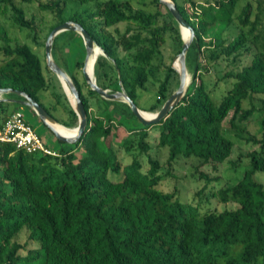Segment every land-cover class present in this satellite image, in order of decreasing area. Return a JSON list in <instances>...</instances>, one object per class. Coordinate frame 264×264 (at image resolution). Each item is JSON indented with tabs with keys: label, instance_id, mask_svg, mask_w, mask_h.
Wrapping results in <instances>:
<instances>
[{
	"label": "trees",
	"instance_id": "1",
	"mask_svg": "<svg viewBox=\"0 0 264 264\" xmlns=\"http://www.w3.org/2000/svg\"><path fill=\"white\" fill-rule=\"evenodd\" d=\"M71 1L39 3L53 16L42 34L22 5L0 0V13L32 43L12 36L0 23V87L27 92L58 122L76 126L77 113L44 53L49 31L72 19L104 50L93 66L96 83L117 90L120 78L139 107L157 111L174 90V78L178 84L176 70L162 59L167 36L176 44L175 54L182 42L167 6L160 0ZM174 1L194 29L185 56L192 79L181 101L156 123H143L125 101L90 88L82 73L80 33L67 29L55 35L52 56L79 90L87 124L76 141L60 140L57 154L0 142V264H264V183L254 177L256 170L264 171V0H187L190 9ZM232 22L238 31L226 38L223 31ZM242 50L251 59L222 73L221 78L232 79L216 102L205 77L209 65L226 60L237 65ZM150 82L156 88L144 107L140 98ZM46 92L50 103L42 98ZM3 96L0 123L22 105L35 112L8 99L23 96L13 91ZM253 113L259 128L245 137L255 145L247 153L249 166L235 182L212 192L234 206L201 211L180 200L176 190L159 187L181 157L213 167L225 161L235 141L224 126L241 136L244 129L237 121ZM152 138L157 149L167 150L164 162L159 153L150 154ZM118 147L130 161H123ZM199 174L207 181L214 178ZM24 227L37 246L23 252L17 235Z\"/></svg>",
	"mask_w": 264,
	"mask_h": 264
},
{
	"label": "rangeland",
	"instance_id": "2",
	"mask_svg": "<svg viewBox=\"0 0 264 264\" xmlns=\"http://www.w3.org/2000/svg\"><path fill=\"white\" fill-rule=\"evenodd\" d=\"M16 3L22 5L26 11V16H34L35 22L39 27L43 28L42 34L45 33L49 27V24L53 21V16L49 11L43 10L40 8V2H47L49 0H14ZM181 3H184L186 7L190 9L189 1L187 0H178ZM69 5L73 4V1L68 0ZM93 2L90 1V5ZM133 3L136 4L137 0H133ZM80 6V5H78ZM164 10V8H162ZM0 23H4L9 33L12 36H16L21 40H26L32 44L28 39L25 38V32L19 30L12 25L11 20L7 17L6 14L0 13ZM120 28H123V23L119 24ZM238 31V26L236 23L232 22L224 31L223 36L226 38H231ZM176 44L171 40L169 36L166 37V41L162 45V59L165 62H173L176 60ZM43 60V54L40 53ZM251 53L245 50H242V53L238 57L237 65H232L227 60L221 61L220 64H217L216 67L209 65L210 70L205 74L207 78L208 85L212 88V95L216 102L219 100V94L227 86H229L232 78H221L222 73L227 69H237L247 63L251 59ZM54 73V72H53ZM192 76V73L189 72ZM54 75H56L54 73ZM57 76V75H56ZM192 79V77H191ZM191 81V80H190ZM149 89L145 92L140 98V105L147 106L148 102L153 99L154 90L156 85L153 83H148ZM172 88L175 89L176 78L173 79ZM254 105H258L259 102L257 99L253 100ZM243 105L245 107L249 106V101L247 99L243 100ZM20 109L23 111L27 120L31 123L32 127L39 134L44 144L51 149H57L61 145L60 139H58L53 132V130L47 126L42 119L38 116L36 112H33L28 106L22 105ZM154 112V111H153ZM152 113V111L148 112ZM258 115L253 113L247 119L242 121L238 120L237 123L243 127L244 130L239 131L240 135L236 134V129L226 127L227 134L234 139V145L231 154L228 158L217 164V167H213L211 163L199 164V160L195 158H185L181 157L174 162L173 167L170 172L167 173L159 183V187L163 190H176L177 197L180 200L191 202L196 204L201 211H204L208 208L222 209L223 207L234 206L233 203L220 202L215 196L212 195V192L216 190L220 185L231 184L235 182L243 173L245 168L249 166V156L248 152L255 147L251 141L245 139L246 136L255 133L259 128L257 125ZM225 125V123H224ZM152 136H156V131L151 130ZM118 139V138H117ZM120 156L124 162H128L131 159V156L121 148H117ZM159 153V158L162 162L166 160L167 150L165 148L157 149L155 145L154 138H152V149L150 154ZM145 158V157H144ZM146 158L144 159L143 169L148 167ZM165 167V166H164ZM166 168V167H165ZM199 171H204L208 173L209 176L213 177L210 181H207L204 177H200ZM216 177V178H215ZM254 177L264 183V171L256 170L254 172ZM17 239L25 244V248L22 249L24 252L26 248L37 246V242L28 237V230L24 227L22 231L17 235Z\"/></svg>",
	"mask_w": 264,
	"mask_h": 264
},
{
	"label": "water",
	"instance_id": "3",
	"mask_svg": "<svg viewBox=\"0 0 264 264\" xmlns=\"http://www.w3.org/2000/svg\"><path fill=\"white\" fill-rule=\"evenodd\" d=\"M160 1L167 6L174 19L177 21L182 42H181V49L175 56L178 64L177 65L174 64L175 61L171 62V66L176 70L178 75L177 87L170 93V95L165 99V101L157 111H154L149 115L146 114L149 111L139 107L134 102V100L125 91L120 78H119L120 88L117 90H110L108 88H103L96 83L93 66L97 54H94V49L97 47L100 53H104V50L101 48L100 45L96 43L94 38L90 35L88 30L82 26V24L72 19H67L56 24L49 31L44 41V53H45V62L47 66L57 75L62 85V88L69 99L71 106L77 113L78 116L77 125L73 127H68L58 122L56 118L52 114H50L37 100H35L31 95H29L27 92L23 90L12 87H0V93L13 91L23 96V98L21 99H17V98H9V99L31 106L34 109V111L38 114V116L42 119V121L53 130V132L55 133L58 139L69 143L76 141L80 136V134L85 129V126L87 124L86 111L82 99L80 97L79 90L77 89L70 75L53 58L51 52L52 43L55 35L60 31L72 29L80 33L83 39V43L85 46V56L82 65V73L86 83L90 86V88L97 91L99 95L102 97L125 101L126 103H128L134 114L143 123L148 124V123L158 122L160 119L168 115L170 109L174 107L176 104H178L185 94L187 86L190 82L189 80H187L188 69L186 67L185 56L189 44L194 37L193 27L183 18V16L181 15L180 11L177 8L175 1L174 0H160ZM182 27H187L189 29L187 37L183 36L181 32ZM92 54H94V58L91 64V70L89 71L87 63ZM54 124L63 125L67 128L73 129L74 132L71 134H62L54 127Z\"/></svg>",
	"mask_w": 264,
	"mask_h": 264
},
{
	"label": "built area",
	"instance_id": "4",
	"mask_svg": "<svg viewBox=\"0 0 264 264\" xmlns=\"http://www.w3.org/2000/svg\"><path fill=\"white\" fill-rule=\"evenodd\" d=\"M10 141L26 151H42L57 154L55 149L46 146L20 108L12 110L0 123V142Z\"/></svg>",
	"mask_w": 264,
	"mask_h": 264
},
{
	"label": "bare ground",
	"instance_id": "5",
	"mask_svg": "<svg viewBox=\"0 0 264 264\" xmlns=\"http://www.w3.org/2000/svg\"><path fill=\"white\" fill-rule=\"evenodd\" d=\"M188 31H189V29L187 27H182L181 28V32H182L184 37H187ZM99 53H100L99 49L96 47L94 49V54H97V56H98ZM94 54L91 55V57L89 58L88 63H87L89 71L91 70V64H92V61H93V58H94ZM174 64H176V65L178 64L177 63V59L175 60ZM187 80H189V81L191 80V75H190L189 71H187ZM146 114L149 115L151 113L147 112ZM54 127L62 134H71V133L74 132L73 129L67 128V127H65L63 125H60V124H54Z\"/></svg>",
	"mask_w": 264,
	"mask_h": 264
},
{
	"label": "crops",
	"instance_id": "6",
	"mask_svg": "<svg viewBox=\"0 0 264 264\" xmlns=\"http://www.w3.org/2000/svg\"><path fill=\"white\" fill-rule=\"evenodd\" d=\"M0 98H5L4 96H3V93H0ZM42 98H43V100L45 101V102H47V103H50L49 101H48V94H47V92L46 93H43L42 94ZM68 98V97H67ZM9 99V98H8ZM69 100V99H68Z\"/></svg>",
	"mask_w": 264,
	"mask_h": 264
}]
</instances>
